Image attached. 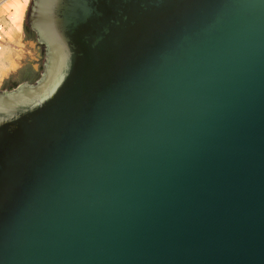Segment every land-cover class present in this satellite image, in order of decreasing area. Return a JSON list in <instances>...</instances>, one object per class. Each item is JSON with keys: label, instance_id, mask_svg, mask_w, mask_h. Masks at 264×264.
<instances>
[{"label": "water", "instance_id": "obj_1", "mask_svg": "<svg viewBox=\"0 0 264 264\" xmlns=\"http://www.w3.org/2000/svg\"><path fill=\"white\" fill-rule=\"evenodd\" d=\"M40 78L0 91V264H264V0H30Z\"/></svg>", "mask_w": 264, "mask_h": 264}, {"label": "rangeland", "instance_id": "obj_2", "mask_svg": "<svg viewBox=\"0 0 264 264\" xmlns=\"http://www.w3.org/2000/svg\"><path fill=\"white\" fill-rule=\"evenodd\" d=\"M3 1L0 0V4ZM29 2L30 0L28 4ZM5 15L0 11V21H5ZM24 17L21 33L10 41L8 40L7 47H3L4 50L0 52V65L4 64L3 67L0 66L2 67L0 70V91L11 90L23 82L34 83L41 76L40 71L46 46L36 40V31L25 24Z\"/></svg>", "mask_w": 264, "mask_h": 264}, {"label": "bare ground", "instance_id": "obj_3", "mask_svg": "<svg viewBox=\"0 0 264 264\" xmlns=\"http://www.w3.org/2000/svg\"><path fill=\"white\" fill-rule=\"evenodd\" d=\"M28 1L29 0H4L2 4H0V11L3 13V15L8 14L5 15V21H0V23L4 25L3 33L7 43L12 38L16 37L21 31V24L26 7L28 5ZM4 47H7V45L5 44ZM3 50L4 49L2 48L0 52Z\"/></svg>", "mask_w": 264, "mask_h": 264}, {"label": "built area", "instance_id": "obj_4", "mask_svg": "<svg viewBox=\"0 0 264 264\" xmlns=\"http://www.w3.org/2000/svg\"><path fill=\"white\" fill-rule=\"evenodd\" d=\"M4 25L0 23V51L6 44L5 35L3 33Z\"/></svg>", "mask_w": 264, "mask_h": 264}, {"label": "crops", "instance_id": "obj_5", "mask_svg": "<svg viewBox=\"0 0 264 264\" xmlns=\"http://www.w3.org/2000/svg\"><path fill=\"white\" fill-rule=\"evenodd\" d=\"M21 31H22V24H21ZM21 31H20V32L17 34V36H18V35L21 33ZM0 66H2V67H3V66H4V64H1ZM2 67H0V70H1V68H2Z\"/></svg>", "mask_w": 264, "mask_h": 264}]
</instances>
